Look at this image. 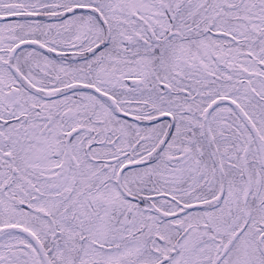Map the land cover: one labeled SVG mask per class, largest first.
Returning <instances> with one entry per match:
<instances>
[{
	"label": "snow or ice",
	"instance_id": "1",
	"mask_svg": "<svg viewBox=\"0 0 264 264\" xmlns=\"http://www.w3.org/2000/svg\"><path fill=\"white\" fill-rule=\"evenodd\" d=\"M0 264H264V0H0Z\"/></svg>",
	"mask_w": 264,
	"mask_h": 264
}]
</instances>
